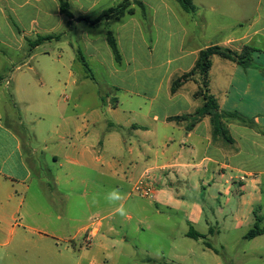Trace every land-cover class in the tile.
<instances>
[{"label":"crops","instance_id":"obj_1","mask_svg":"<svg viewBox=\"0 0 264 264\" xmlns=\"http://www.w3.org/2000/svg\"><path fill=\"white\" fill-rule=\"evenodd\" d=\"M69 1L72 17L59 0H0V95L6 83L9 96L40 99L59 122L34 135L41 142H25L24 118L7 123L0 114V264H107L117 214L104 196L113 188L129 205L127 220L146 223L150 209L183 214L184 237L187 227L205 240L264 228V0H192L194 13L177 0H139L146 16L133 4L134 15L96 24L81 19L124 0ZM41 37L51 39L36 45ZM247 45L257 49L251 67L216 56L210 80L221 110L252 123L226 121L229 142L213 138L209 118L192 131L169 120L202 105L195 81L171 91L202 50ZM64 90L70 112L49 102ZM146 172L158 192L145 204L133 190ZM209 203L211 219L195 229Z\"/></svg>","mask_w":264,"mask_h":264},{"label":"rangeland","instance_id":"obj_2","mask_svg":"<svg viewBox=\"0 0 264 264\" xmlns=\"http://www.w3.org/2000/svg\"><path fill=\"white\" fill-rule=\"evenodd\" d=\"M216 69L217 67L214 73ZM211 86L209 80V90L212 94ZM2 87L6 91L3 96L0 95V114L4 117V122L14 123V119L23 117L25 142H41L34 139V135H44L52 123L54 125L59 123L55 121L54 114L44 113L40 99L24 103L23 98L19 96L15 98L7 94L9 87L6 83L2 84ZM93 100L85 99L83 106H89ZM49 102L53 109L64 107L69 112L74 103L67 90L51 94ZM134 201L147 202L136 193H134ZM106 205V209L111 207L107 202ZM128 207L129 205L126 210ZM211 207L209 203L202 224L200 227H194L195 229L206 228L207 217L210 219L212 217ZM150 210L148 219L143 224H139L136 220L129 221L126 216L122 217L119 214L114 216V232L111 239L115 242L107 245L110 253L107 264H264V235L255 240H247L244 238L246 231L240 230L232 231L230 234L224 233L220 238L209 236L208 240H192L184 237V231L187 230L182 223L183 214H180V217L170 216L172 214L168 215L169 213L163 210L157 215L153 209ZM213 225L216 230V223L214 222ZM137 228L138 232H136ZM191 228L187 227L188 231ZM122 239L126 242H121ZM206 242L213 246L214 251L207 248Z\"/></svg>","mask_w":264,"mask_h":264},{"label":"trees","instance_id":"obj_3","mask_svg":"<svg viewBox=\"0 0 264 264\" xmlns=\"http://www.w3.org/2000/svg\"><path fill=\"white\" fill-rule=\"evenodd\" d=\"M60 8L62 14L67 17H72L71 13V5L69 0H59ZM177 2L181 5V7L187 13H194L195 6L193 5L192 0H177ZM138 5L146 16V8L139 0H124L122 4L118 6V8L110 9L104 12L99 18L96 20H90L89 18H83L82 21L90 22L91 24H96L104 20H108L112 17L122 18L126 14L134 15L135 9L132 8V5ZM51 37H41L39 38L35 44L38 45L41 42H45L50 40ZM109 45L115 55V58L118 62H121V55L117 45V42L113 35L109 33L108 35ZM257 51V49L252 45H247L243 48L241 52L234 51L228 48H223L219 46H214L202 50L199 53L198 60L194 66V68L188 72L184 73L172 81L171 91L172 94H175L180 90V88L189 81H195L199 84V89L195 94L196 99H200L202 101V105L195 111V113L190 115H184L181 117L170 118V121H174L177 123H186V130L192 131L203 119L209 118L212 126V135L213 138H225L227 141H231L228 137L226 131V121L228 120H237L242 123H252L245 116H243L239 112H224L221 110L217 99L213 94H211L209 90V80H210V71L212 69V61L214 57H220L225 60H229L238 66L243 68L251 67L253 63V54ZM84 62V61H83ZM87 74H90L89 67L85 64ZM1 80V79H0ZM188 237L196 240L206 239L205 235H202L192 228L188 232ZM264 235V228H261L258 224H256L246 235V239L252 240L258 236ZM206 246L211 248V244L206 242Z\"/></svg>","mask_w":264,"mask_h":264},{"label":"built area","instance_id":"obj_4","mask_svg":"<svg viewBox=\"0 0 264 264\" xmlns=\"http://www.w3.org/2000/svg\"><path fill=\"white\" fill-rule=\"evenodd\" d=\"M134 193L141 198L154 200L158 192V185L150 172L143 174L134 185Z\"/></svg>","mask_w":264,"mask_h":264},{"label":"clouds","instance_id":"obj_5","mask_svg":"<svg viewBox=\"0 0 264 264\" xmlns=\"http://www.w3.org/2000/svg\"><path fill=\"white\" fill-rule=\"evenodd\" d=\"M104 199L110 206H114V212L116 214H119L122 217L127 215V210L123 203L125 196L120 189H111L105 194Z\"/></svg>","mask_w":264,"mask_h":264}]
</instances>
